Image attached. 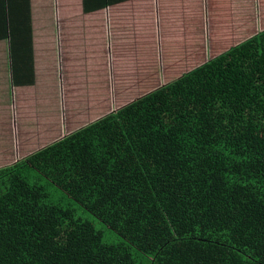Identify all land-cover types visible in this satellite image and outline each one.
Returning <instances> with one entry per match:
<instances>
[{"label":"trees","instance_id":"obj_1","mask_svg":"<svg viewBox=\"0 0 264 264\" xmlns=\"http://www.w3.org/2000/svg\"><path fill=\"white\" fill-rule=\"evenodd\" d=\"M0 264H264V28L1 166Z\"/></svg>","mask_w":264,"mask_h":264},{"label":"crops","instance_id":"obj_2","mask_svg":"<svg viewBox=\"0 0 264 264\" xmlns=\"http://www.w3.org/2000/svg\"><path fill=\"white\" fill-rule=\"evenodd\" d=\"M150 1L109 0L105 4L92 0H0V155L11 159L0 167L53 141L54 103L60 106L67 96L74 107L82 106L85 99L80 90L84 84L107 87L100 80L92 81L94 71L89 72L88 64L100 63L98 68L104 70L107 82L116 75V53L121 51L132 54L146 73L154 69L153 57L158 58L159 65H172L169 74L174 72L173 78L184 72L185 58L163 52L167 48L160 45L173 40L170 26L152 29L139 26L141 21L136 20L122 31L113 29L118 22L115 10H125L129 3L138 4L134 10H148ZM166 2L171 1L161 0L160 6ZM28 26L31 48L25 43ZM11 39H15L14 50ZM117 41L126 49H116ZM160 70V76H164V68ZM121 71L125 78L127 69L119 68V74ZM64 79L69 81L66 86ZM22 144L28 148L33 145V149L22 151Z\"/></svg>","mask_w":264,"mask_h":264},{"label":"rangeland","instance_id":"obj_3","mask_svg":"<svg viewBox=\"0 0 264 264\" xmlns=\"http://www.w3.org/2000/svg\"><path fill=\"white\" fill-rule=\"evenodd\" d=\"M170 1L171 2H166L163 6H160L161 0H156V2L151 0L149 2V4H151L150 9L148 10H134V5L137 6L138 4L129 3L127 9L114 11L118 22L114 24L113 29L122 31V29H124L123 27L128 23L132 21L136 22V20L137 23L141 21L139 26L143 24L147 28L152 29L170 26L171 32L173 33V40L168 43L161 42L160 45L167 48L162 50L163 52H167L171 56L176 54L179 57L185 58L182 59V61L185 62L183 71H187L189 67L191 68L202 63L210 56L222 52L230 45L264 28V0ZM57 8L62 10L59 7ZM53 12L55 14L54 9ZM153 14H155L156 17L155 21L153 19ZM121 21L124 23L120 24L119 22ZM147 25H151V27ZM122 44L123 43H120V41H117L116 49H126ZM128 44L130 46L132 45V43ZM130 46H128V49ZM116 56V75L115 77L109 78L108 82L105 81L106 76L104 75V70L98 68L101 65L100 63H90L87 65L89 72L94 71V74L91 75L92 81L100 80L101 82L99 83L103 85L107 84V87L105 88L103 86L102 89H100L95 88V83H91L89 86L84 84L82 90H80L81 95H84L85 99V103L82 104V106L74 107L67 96L64 97L63 103H60V106L53 102V141L65 136L75 128L94 120L109 109L121 106L127 101L173 78L174 72L169 74L172 65H169L168 62L165 65L162 63L159 65L157 57L152 58L154 59L152 61L154 69L146 73L143 66L135 61V57L132 54L126 52L122 53L121 51L116 53ZM61 67L63 68L65 66L63 65ZM119 68L122 70L125 68L127 69L128 75H126L125 78L122 77L125 76L122 74V71L119 74ZM160 68H164L165 77L160 76ZM59 71H62V69ZM87 76H89L88 73ZM103 79L104 81H102ZM64 83L66 86L69 83L68 79H64ZM44 108V106L40 107L42 110ZM26 148H28V146L21 145L22 151ZM28 149H33V145ZM0 158H2L0 159V165L7 164L11 161L9 157L3 154L0 155ZM38 183L49 188L55 195L61 193L55 185L49 184L44 178H41ZM75 206L77 213L90 220L96 228L102 230L107 240L110 241L113 233L106 229L104 225L91 214L78 207L76 204Z\"/></svg>","mask_w":264,"mask_h":264}]
</instances>
